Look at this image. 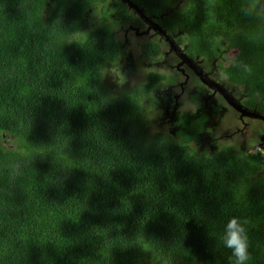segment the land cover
Segmentation results:
<instances>
[{"label":"trees","instance_id":"trees-1","mask_svg":"<svg viewBox=\"0 0 264 264\" xmlns=\"http://www.w3.org/2000/svg\"><path fill=\"white\" fill-rule=\"evenodd\" d=\"M106 1L0 0V264H228L232 216L248 221V264H264L262 154L145 133L142 99L165 75L109 93L117 41L106 25L82 30ZM131 1L189 58L219 45L224 79L264 112V18L244 0ZM160 49L140 45L146 58ZM210 117L180 126L200 144Z\"/></svg>","mask_w":264,"mask_h":264},{"label":"rangeland","instance_id":"rangeland-1","mask_svg":"<svg viewBox=\"0 0 264 264\" xmlns=\"http://www.w3.org/2000/svg\"><path fill=\"white\" fill-rule=\"evenodd\" d=\"M115 1L117 0H107V5L93 7L86 15L87 21L82 30L106 25L112 31L119 45L116 57L106 61L101 71V81L110 94L116 95L129 87L144 85L147 82L146 76L151 71L166 75L164 84L170 90L161 87L156 93L150 90L142 99L141 111L145 133L152 135L155 131L170 132L169 129L174 128L177 131L175 136L180 139H184L186 136L190 145L193 148L197 147V152L214 153L221 148H230L232 151L264 153V121L258 117L241 116L240 113L228 106L218 93H215L213 98L223 108H226V111L223 115L216 112L217 116L211 115L205 120L204 131L208 134L205 136L200 132L202 141L200 144L196 143L192 133L180 126L184 122L189 124L191 120H195L191 114L195 113L198 102L191 99V96L186 93L181 94L185 77L175 69V65L179 62L178 57L174 53L168 52L169 48L168 46L164 47L162 39L157 35L158 32L140 18L132 8L123 5V2L121 6L112 7L109 2ZM110 11L113 13L115 11L119 19L114 20ZM75 38H83L82 32L76 33ZM151 40L160 42L162 53L165 54L166 59L164 66H161L164 59L161 53L154 58H146L142 55L140 45ZM172 40L177 43L175 37H172ZM178 46L182 49L183 43H178ZM219 49L220 46L217 45L215 47L216 54L212 60L197 57L193 61L201 71L209 72V77L212 80L223 85L235 102H238L237 104H241L242 89L226 82L222 77V68L223 65H226V58L221 56L222 49L217 55ZM185 72L188 74L187 87L195 86L204 90L205 93L212 92V89L201 82L194 72L191 70ZM260 114L264 116V112ZM193 125L198 127L199 124L194 122ZM173 134L174 132L172 136ZM8 139L9 142H3V144L11 146L12 139L9 137ZM175 142L178 141L175 140Z\"/></svg>","mask_w":264,"mask_h":264},{"label":"clouds","instance_id":"clouds-1","mask_svg":"<svg viewBox=\"0 0 264 264\" xmlns=\"http://www.w3.org/2000/svg\"><path fill=\"white\" fill-rule=\"evenodd\" d=\"M241 11L243 12V14L245 16H249V17L256 16V17L264 18V0H244L242 7H241ZM158 35L162 38V36L159 33H158ZM150 42L159 43L158 41H153V40H151ZM118 46L119 45L117 43L114 58L116 57ZM161 51H162V47L160 49L159 54L161 53ZM207 77H209V76H207ZM165 79H166V75H165ZM221 86L223 87V85H221ZM217 92H219V91H217ZM219 94L221 95L220 92H219ZM248 153H257V152H248ZM261 153H262V156L264 158V153L263 152H261ZM120 177H121V175H120ZM247 223H248L247 220H241V218H239V217L232 216L227 220V222L224 225L223 236L221 237V243H222L224 248L230 250V255L228 256V264H248V261L251 259V256L249 253L248 231L246 228Z\"/></svg>","mask_w":264,"mask_h":264},{"label":"flooded vegetation","instance_id":"flooded-vegetation-1","mask_svg":"<svg viewBox=\"0 0 264 264\" xmlns=\"http://www.w3.org/2000/svg\"><path fill=\"white\" fill-rule=\"evenodd\" d=\"M158 35V33H157ZM159 36V35H158ZM160 37V36H159ZM161 38V37H160ZM162 41H163V45L164 47H167L169 48V51L168 52H172L174 53L178 59H179V62L175 65V69L177 71H179L182 75H184L185 77V82L183 83L184 86H182V90H181V94L182 93H186L188 96H191V99L195 100L198 102V107L195 111L194 114H191L193 115L192 118L193 119H197L198 117H201V116H204L205 114L206 115H209L211 116L212 114H214L215 112L219 113V115H223L224 112L226 111V108H223V106L221 104H218L217 101L213 98V95L215 93H218L215 88L213 86H209L207 85L209 88L212 89V92L211 93H205L204 90H201L195 86H189L187 87V81H188V74H186V70L188 71H192L195 73V69L198 68V66L195 64V62L193 61V59L189 58V61H185L181 58L179 52L173 50V49H170V45L168 44V42L165 40V38L162 36ZM160 43V42H159ZM180 48V47H179ZM181 49V48H180ZM183 50V48L181 49ZM163 51V50H162ZM161 51V54L163 55V57L165 56V54H163ZM194 59H197V58H194ZM183 62V63H182ZM162 63L161 66H164L166 64V59L164 57V59L162 60ZM204 74H206L207 76L210 75L209 72H204L202 71ZM196 74V73H195ZM197 76V75H196ZM198 77V76H197ZM223 77V76H222ZM199 78V77H198ZM224 79V77H223ZM166 80V79H165ZM164 80V81H165ZM225 80V79H224ZM226 81V80H225ZM227 82V81H226ZM229 83V82H228ZM166 88L165 87V84L163 83L162 86H155L152 88V91H154L155 93L159 90V88ZM168 90H170L169 88H166ZM169 92V91H168ZM170 93V92H169ZM171 94V93H170ZM180 94V95H181ZM220 95V94H219ZM221 96V95H220ZM222 97V96H221ZM242 99V98H241ZM222 100L225 101L227 103V101L222 97ZM240 101V100H239ZM144 102V101H143ZM238 103V102H237ZM143 104V103H142ZM228 104V103H227ZM242 101H241V104L242 105ZM228 106H230L228 104ZM231 107V106H230ZM242 107L244 108V106L242 105ZM248 109V108H247ZM251 111V110H250ZM254 111L255 113L257 114H260L259 112L255 111V110H252ZM260 115H263V114H260ZM255 118V117H254ZM174 136V135H173Z\"/></svg>","mask_w":264,"mask_h":264},{"label":"water","instance_id":"water-1","mask_svg":"<svg viewBox=\"0 0 264 264\" xmlns=\"http://www.w3.org/2000/svg\"><path fill=\"white\" fill-rule=\"evenodd\" d=\"M123 2L127 3V5L132 8L135 13L142 18L146 23L149 24V26L153 27L154 30H156L161 36L165 38V40L168 42L170 45V48L179 52L180 56L182 57L183 60L189 61V58L186 56L185 53H183L179 47L176 46V44L173 42L172 39L169 38V36L166 34V31L163 30L156 22H154L151 18L147 17L142 8L138 7L135 5L131 0H122ZM195 73L199 76L200 80L210 86H213L217 91H219L222 95V97L227 101V103L238 113H240L241 116H251V117H258L262 121H264V116L255 113L254 111H249L245 108H243L240 104H237L234 99L231 97L229 93L226 92L225 88L222 87L219 83L213 81L207 75H205L200 69L196 68Z\"/></svg>","mask_w":264,"mask_h":264}]
</instances>
